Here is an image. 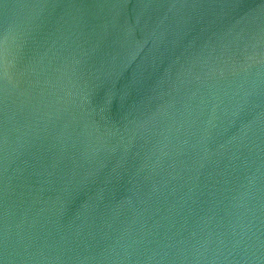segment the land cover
Masks as SVG:
<instances>
[{
    "label": "water",
    "instance_id": "95a60500",
    "mask_svg": "<svg viewBox=\"0 0 264 264\" xmlns=\"http://www.w3.org/2000/svg\"><path fill=\"white\" fill-rule=\"evenodd\" d=\"M0 264H264V0H0Z\"/></svg>",
    "mask_w": 264,
    "mask_h": 264
}]
</instances>
